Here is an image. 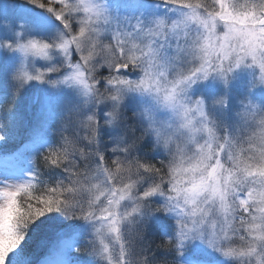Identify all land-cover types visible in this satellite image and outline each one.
<instances>
[{
    "label": "snow or ice",
    "instance_id": "obj_1",
    "mask_svg": "<svg viewBox=\"0 0 264 264\" xmlns=\"http://www.w3.org/2000/svg\"><path fill=\"white\" fill-rule=\"evenodd\" d=\"M0 264H264V0H0Z\"/></svg>",
    "mask_w": 264,
    "mask_h": 264
}]
</instances>
